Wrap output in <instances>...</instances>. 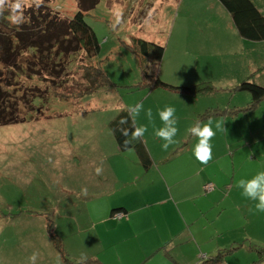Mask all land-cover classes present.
<instances>
[{
	"label": "rangeland",
	"instance_id": "obj_1",
	"mask_svg": "<svg viewBox=\"0 0 264 264\" xmlns=\"http://www.w3.org/2000/svg\"><path fill=\"white\" fill-rule=\"evenodd\" d=\"M255 1L264 10V0ZM16 2L5 0L0 9H6L12 16V5ZM20 2L19 11L27 21L30 20L28 11L38 12L39 3L60 17H70L78 8V0ZM84 18L99 40V53L91 59L83 51L55 58L57 68L62 66L63 73L60 85L54 89L64 95L70 88L73 92L79 83H84L83 66L98 62L113 83L112 87H102L74 102L49 91L45 99L33 100V109H26L20 102L17 111L25 115L23 122L0 125V264H29L28 258L33 253L37 254L36 264H71L90 257L102 264H173L159 252H145L158 240L153 229L144 228L138 235L131 228H111L104 221L90 227L84 216L73 219L55 212L59 184L71 179L63 170L69 167L66 171L70 173L74 161L65 154L60 158L61 168L58 169L60 149L83 147L89 137L82 138L88 131L104 133L101 126L109 120L113 106L122 100L138 99L135 95H140L142 89L138 58L123 43H128L131 37H139L165 47L164 66L160 73L155 70L163 81L184 86L206 85V89L198 93H204L208 103L230 104L216 111L231 118L239 113V129H228L227 135L225 130L224 135L218 133L219 151H227L229 146L232 149L236 139L249 138L247 121L251 128H256L252 129L255 139L249 140L250 152H253L248 154L254 160L250 164L254 169L249 178L245 174V179H251L264 171V98L249 109L246 103L250 94L237 86L246 79L264 86V40L241 38L218 0H98ZM30 56L31 52L27 51L18 61L21 70L0 61V84L11 85L9 103L16 104L13 99L18 101L23 93L30 95L33 87L47 88L44 79L47 73L40 69L38 62L29 60ZM243 62L250 67L242 66ZM153 66L155 69L156 63ZM38 70L42 74H38ZM178 70L186 71V76L176 77ZM239 104L243 108H238L242 109L236 108ZM91 107L96 111L88 110ZM212 109L216 108H208V112ZM243 110H248L246 115ZM206 118L202 114L196 121ZM246 153L242 152L240 158ZM242 165L246 167L248 161ZM232 191L238 202L231 205L226 198L223 206L227 216L233 212L238 215L235 218L238 223H232L228 231L223 225L222 232L218 229L222 220L211 221V214L207 222L202 220L201 225L207 224L204 238L210 233L214 235L216 229L217 233L197 254H215L218 249L234 248L221 264H264V259L260 260L264 257V212H257V201L243 196L237 185ZM150 214L160 225L162 214L156 204L144 207L135 219L138 217L140 226H151L148 225L151 221L146 223L145 220ZM159 228L165 230L162 225ZM52 238H56L60 248ZM200 258L197 257V261Z\"/></svg>",
	"mask_w": 264,
	"mask_h": 264
},
{
	"label": "crops",
	"instance_id": "obj_2",
	"mask_svg": "<svg viewBox=\"0 0 264 264\" xmlns=\"http://www.w3.org/2000/svg\"><path fill=\"white\" fill-rule=\"evenodd\" d=\"M253 2L264 14V10L256 1ZM220 44H223V41H220ZM162 59L155 68L159 73L164 66ZM243 63L242 66L250 67L249 63ZM251 67L253 68L254 64ZM185 72L178 70L176 77H185ZM174 83L179 84V82ZM135 97L138 99L122 100L113 106L109 120L120 110H129L138 102H143L145 109L151 108V124L144 111L135 118V123L133 122L134 127L148 125V131L144 136L133 141L135 143L141 140L144 144L152 160L150 167L147 170L142 167L133 147L127 150L118 148L108 126V120L101 126L104 130L103 134H98L94 130L85 134L86 137L82 140L89 137L88 142L83 144L84 146L78 143L83 147L60 149L61 155L57 158L58 169L61 168L60 158H63V155L71 156L74 161L70 173L66 171L69 167L63 170L71 179L69 182H64V185L59 184L57 197L59 201L55 206V212L71 216L73 219L84 216L89 221L87 225L90 227H96L97 223L104 221L111 228H131L138 235L142 234L144 228L149 231L153 229L158 240L145 252H159L173 264H198L197 257L202 258L208 255V252H202L203 254L199 256L197 251H201L202 245L206 246L217 233L215 228L214 235L210 233L204 238L203 232L207 224L201 225L202 220L207 222L210 214L211 221L222 220L223 223L218 225V229L220 228L222 232L223 227L226 226L224 229L228 231L232 223H238V219H235L238 215L233 212L227 216L223 204L226 198L230 199L231 205L238 202L236 193L232 191L233 187L238 185L240 179L246 178L245 174L249 178L251 170L254 169L250 165L254 160L250 159L248 154L253 152V150L250 152L252 147L249 140L255 139L252 133L256 128L254 126L251 128L247 121L249 138L236 139L232 149L229 146L227 151L222 152L217 147L218 133L224 135L225 130L227 135L228 129L232 131L233 128L239 129V113L237 112V116L233 118L219 113L210 115L202 121L196 119L202 114H207L208 108L221 110L230 105L229 103L225 106L208 103L204 93L170 91L156 86L143 87L141 94H136ZM166 105L174 106L176 109L178 132L174 138L175 143L167 150H162V141L155 136L154 129L163 126L158 112ZM238 107L242 105H236V108ZM88 110L96 111V108L91 107ZM243 111L244 115L248 112V110ZM210 119L214 124L217 121L222 122L224 129L212 137V158L207 163H202L193 155L197 138L190 134L189 129L195 122L203 125ZM104 137H107V140ZM244 151L247 152L246 155L240 158ZM246 161L248 165L243 167L242 164ZM97 168L100 169L99 173L96 171ZM208 185L211 187L207 188ZM152 204L160 207L162 214L160 225L156 224L150 214L145 220L146 223L151 221L148 224L151 226H140L138 217L135 219V216L144 207ZM118 209L125 212L124 217L112 218V212ZM161 225L165 230L159 228ZM263 259L264 257L261 258Z\"/></svg>",
	"mask_w": 264,
	"mask_h": 264
},
{
	"label": "trees",
	"instance_id": "obj_3",
	"mask_svg": "<svg viewBox=\"0 0 264 264\" xmlns=\"http://www.w3.org/2000/svg\"><path fill=\"white\" fill-rule=\"evenodd\" d=\"M223 8L228 12L233 27L238 35L246 40L259 41L264 40V14L255 5L253 0H218ZM98 0H78V8L70 17H60L58 14L48 10L46 5L39 3L37 5L38 12L28 11L30 20H23L22 23L14 24L10 21L11 15L6 9H0V61L10 68L22 69L18 65V61L22 55L30 51L29 60L38 62V66L47 74L44 79L47 80V88L45 90L33 87L30 95L23 93L16 101L9 103L12 96L9 83L4 87L0 84V125H6L15 122H23L25 115L18 113V105L23 102L26 109H33L31 103L36 98L45 99L49 91H52L61 99L74 102L84 98L86 95L100 90L102 87H112L107 74L101 69L98 64H85L83 66L82 76L84 83H79L77 89L71 88L67 94L57 93L54 88L60 85V74L63 72V67L57 68L55 58L68 57L69 55L83 51L88 58H96L100 44L99 40L91 28L85 21V14L92 9ZM44 7V8H43ZM133 54L138 58L140 68L141 81L140 88L143 87H161L170 91H184L191 93L202 92L206 89V85H175L163 81L155 71L153 64L158 63L164 55L165 47L161 44L147 41L139 37H131L128 43H123ZM29 69L32 66H27ZM38 74L41 71H36ZM42 74V73H41ZM81 84V85H80ZM3 86V87H2ZM237 88L245 90L250 94V100L247 103L249 109L255 107L264 98V86L258 85L253 81L246 79L242 81ZM29 96V98H28ZM45 96V97H44ZM221 111L212 109V112L203 114L204 117L219 114ZM24 113V112H23ZM24 115V116H22ZM121 119L127 122L121 124ZM108 126L114 135L115 142L120 150H127L131 147L136 151V154L141 162L142 167L147 170L151 163L149 156L142 141L135 142L132 140L130 144L125 145L126 139H131V130L134 127L132 118L129 116V111L126 109L120 110L115 116L108 121ZM128 129L129 136L122 135V130ZM116 212H123L122 209L114 210L112 216ZM55 246L60 248L56 238H52ZM234 248L218 249L215 254H208L202 257L198 264H221L225 256ZM263 258V256L260 257ZM71 264H102L95 257H90L82 262H72Z\"/></svg>",
	"mask_w": 264,
	"mask_h": 264
},
{
	"label": "clouds",
	"instance_id": "obj_4",
	"mask_svg": "<svg viewBox=\"0 0 264 264\" xmlns=\"http://www.w3.org/2000/svg\"><path fill=\"white\" fill-rule=\"evenodd\" d=\"M5 0H0V5H3ZM22 5L20 0L12 5V16L11 22L14 24H19L23 22V14L21 11ZM119 23V20L116 21ZM129 116L135 123V118L140 115L142 111L146 113L149 123H152V110L151 108L145 109L143 102H138L134 106L129 108ZM175 107L171 105H166L162 110H159L158 115L160 120L163 122V126L154 129V134L156 137L160 138L162 141V150H167L170 145L175 143V137L178 132L177 119L175 117ZM125 119H121L120 123H126ZM224 127L222 122L217 121L215 124L210 119L207 123L203 125L199 122L195 123L190 127L189 132L192 136L197 138V143L193 147V155L197 160L202 163H207L209 159L212 158V137H214L218 131H223ZM148 131V125H140L138 127H133L131 130V139H126L124 141L125 145L131 143L132 140L142 138L144 134ZM122 135L125 137L129 136V130H122ZM97 173L100 169H96ZM237 187L242 189L241 194L250 200L257 201L255 204V209L257 212H264V171H259L251 179H240ZM86 191V190H84ZM37 254L33 253L29 258V264H36Z\"/></svg>",
	"mask_w": 264,
	"mask_h": 264
},
{
	"label": "built area",
	"instance_id": "obj_5",
	"mask_svg": "<svg viewBox=\"0 0 264 264\" xmlns=\"http://www.w3.org/2000/svg\"><path fill=\"white\" fill-rule=\"evenodd\" d=\"M208 187H211V186L208 185L207 188H208ZM122 217H124V213H123V212H116V213L114 214V218H115V219H120V218H122Z\"/></svg>",
	"mask_w": 264,
	"mask_h": 264
}]
</instances>
